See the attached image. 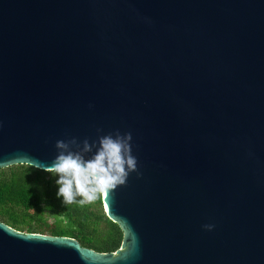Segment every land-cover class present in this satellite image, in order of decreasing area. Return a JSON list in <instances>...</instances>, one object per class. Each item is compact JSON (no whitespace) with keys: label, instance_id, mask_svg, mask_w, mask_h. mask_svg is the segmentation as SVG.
<instances>
[{"label":"water","instance_id":"obj_1","mask_svg":"<svg viewBox=\"0 0 264 264\" xmlns=\"http://www.w3.org/2000/svg\"><path fill=\"white\" fill-rule=\"evenodd\" d=\"M116 131L120 248L0 222V264H264V0H0V169Z\"/></svg>","mask_w":264,"mask_h":264},{"label":"trees","instance_id":"obj_2","mask_svg":"<svg viewBox=\"0 0 264 264\" xmlns=\"http://www.w3.org/2000/svg\"><path fill=\"white\" fill-rule=\"evenodd\" d=\"M55 179L26 165L0 169V222L23 233L72 238L97 253L118 250L123 232L106 217L101 197L64 205L56 196Z\"/></svg>","mask_w":264,"mask_h":264},{"label":"clouds","instance_id":"obj_3","mask_svg":"<svg viewBox=\"0 0 264 264\" xmlns=\"http://www.w3.org/2000/svg\"><path fill=\"white\" fill-rule=\"evenodd\" d=\"M131 140V133L119 131L98 135L97 141L91 144L87 139L58 140L55 143L58 154L51 167L46 168L56 178L57 198L64 205H84L124 186L129 175L137 172ZM213 227L204 225L206 231Z\"/></svg>","mask_w":264,"mask_h":264},{"label":"rangeland","instance_id":"obj_4","mask_svg":"<svg viewBox=\"0 0 264 264\" xmlns=\"http://www.w3.org/2000/svg\"><path fill=\"white\" fill-rule=\"evenodd\" d=\"M102 208H103V205H102Z\"/></svg>","mask_w":264,"mask_h":264}]
</instances>
